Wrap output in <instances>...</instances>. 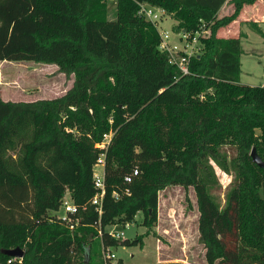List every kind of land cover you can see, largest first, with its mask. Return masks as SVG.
Masks as SVG:
<instances>
[{
  "label": "trees",
  "instance_id": "1",
  "mask_svg": "<svg viewBox=\"0 0 264 264\" xmlns=\"http://www.w3.org/2000/svg\"><path fill=\"white\" fill-rule=\"evenodd\" d=\"M225 1L116 0L110 18L107 0H0V62L53 63L73 77L54 98L0 97V264H103L102 243L138 242L106 227L138 212L154 225L168 186L194 189L206 264H264V168L250 156L254 147L264 160V86L240 82L242 36L216 33L256 0H231L218 17ZM138 2L169 12L189 39L205 29L189 74L159 49ZM107 132L99 215L92 175ZM216 168L231 176L223 198ZM67 191L86 206L72 229L55 214ZM16 247L23 257L3 252Z\"/></svg>",
  "mask_w": 264,
  "mask_h": 264
},
{
  "label": "rangeland",
  "instance_id": "2",
  "mask_svg": "<svg viewBox=\"0 0 264 264\" xmlns=\"http://www.w3.org/2000/svg\"><path fill=\"white\" fill-rule=\"evenodd\" d=\"M107 5L108 15L113 18L116 0H107ZM230 5L233 8L232 2L228 5V15L233 11ZM252 5L246 7L250 8ZM254 23L259 24V28L264 32V22ZM176 24L172 15L166 11L156 24L159 32L168 34L167 43L172 51L200 52L199 40L192 43L183 36V30L178 29ZM239 24L240 26L232 21L219 27L216 33L217 35L226 33L225 35L242 36L240 82L252 86H264V35L255 30L257 26L252 24V21H242ZM244 32L247 33V37ZM72 81V75L66 76L53 63L0 62V97L5 100L31 101L54 98L63 94L71 86ZM216 172L221 184L219 194L223 198L231 176L218 168ZM57 213L62 214L63 210L60 208ZM198 216L194 189L168 186L159 192L157 220L154 225L143 224V214L138 212L132 220L128 221V227H123L121 223L115 226L117 230L124 232L123 239L130 241L137 239L138 242L131 245H109V248L116 259L121 260L123 264H154L156 262L206 264L204 248L198 240Z\"/></svg>",
  "mask_w": 264,
  "mask_h": 264
},
{
  "label": "built area",
  "instance_id": "3",
  "mask_svg": "<svg viewBox=\"0 0 264 264\" xmlns=\"http://www.w3.org/2000/svg\"><path fill=\"white\" fill-rule=\"evenodd\" d=\"M164 13L165 11L162 8L150 5L146 2H138V15L144 17L146 20L152 22L155 25L157 24L158 20L161 19ZM204 32L205 29H200L194 32L191 35V39H189L188 38L189 35H187L185 31H183V36L185 38H188L190 41H192V43H194L198 41L199 35L204 34ZM159 35H160L159 49L163 51H167L169 55V62L175 65L182 74H189L190 72L188 67V63H189L188 61H189V57L194 53L187 51H185L184 53L173 52L171 47L167 43L169 38L168 34L159 32ZM111 137H112V132L104 133L101 142L96 144V147L101 149V151L98 154L96 161L93 165L92 180L95 188V193L92 196L90 203L95 206V209L99 215L102 213L101 202L105 193V171H104L105 156L107 153V148L110 144ZM137 174H138V170L136 168L132 169V171L124 175V181L126 183H130ZM124 193H129V191L126 190ZM113 195L115 197H118V194L116 193H113ZM60 208L63 210V213L58 214L56 212V214H58L56 216L64 220V222L68 223L69 227L72 229L74 225L78 223L77 214L79 213L80 210H85L86 206L80 208L77 204H75L72 201L71 196L67 191L63 196ZM73 217L75 218L73 219ZM121 224L123 225V227L129 226L128 222ZM116 225L117 224H113L106 227L107 235L113 239H117V240L123 239L124 232L122 230H117L115 228ZM98 236L99 237L102 236L101 230H98ZM101 257L103 264H119V260L116 259V256L109 248V245H104L103 243L101 244Z\"/></svg>",
  "mask_w": 264,
  "mask_h": 264
},
{
  "label": "crops",
  "instance_id": "4",
  "mask_svg": "<svg viewBox=\"0 0 264 264\" xmlns=\"http://www.w3.org/2000/svg\"><path fill=\"white\" fill-rule=\"evenodd\" d=\"M230 2H231V0H226L224 2V4L218 10L217 16L228 15V8H229L228 5L230 4ZM252 4L243 5V7L241 8L237 18L233 20V23H237L240 26L239 23H241L242 21H253L256 23L264 22V5H263L264 0H256ZM247 5H252V6L249 8V7H246ZM230 8L233 10L231 5H230ZM257 26L259 27V24ZM239 32L242 33L243 31H239ZM244 33H245V36L247 37V33L246 32H244ZM225 34L224 35L222 34L219 36H225V37L235 36L234 34L233 35H225Z\"/></svg>",
  "mask_w": 264,
  "mask_h": 264
},
{
  "label": "water",
  "instance_id": "5",
  "mask_svg": "<svg viewBox=\"0 0 264 264\" xmlns=\"http://www.w3.org/2000/svg\"><path fill=\"white\" fill-rule=\"evenodd\" d=\"M250 156H251L252 161L256 165H258L261 168H264V160H262L259 157V155L257 154L256 149L254 147L250 151ZM3 252L5 254L11 256V257H16V258H21L24 255V251L21 248H19V247L12 248V249H7V250H4Z\"/></svg>",
  "mask_w": 264,
  "mask_h": 264
}]
</instances>
